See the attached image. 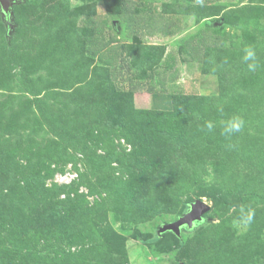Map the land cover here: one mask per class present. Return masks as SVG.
<instances>
[{
    "label": "rangeland",
    "instance_id": "obj_1",
    "mask_svg": "<svg viewBox=\"0 0 264 264\" xmlns=\"http://www.w3.org/2000/svg\"><path fill=\"white\" fill-rule=\"evenodd\" d=\"M140 2L120 16V0H16L10 21L0 6V165L15 177L0 187V264H264V0ZM106 20L105 40L129 49L120 89L85 46ZM205 33L224 40L190 60ZM162 72L168 93H129L130 74L162 90ZM174 99L189 134L161 156L145 113ZM233 117L244 128L226 137ZM197 200L210 209L182 248L173 232L153 242Z\"/></svg>",
    "mask_w": 264,
    "mask_h": 264
},
{
    "label": "trees",
    "instance_id": "obj_2",
    "mask_svg": "<svg viewBox=\"0 0 264 264\" xmlns=\"http://www.w3.org/2000/svg\"><path fill=\"white\" fill-rule=\"evenodd\" d=\"M131 1H133V0H120V4H121L120 16L121 15L125 16V14H127L128 10H130V5L132 4ZM137 3H138V5L139 4L142 5V2H140V0H137ZM137 3H136V5H137ZM136 5H135V7H137ZM148 11L151 12L150 9ZM91 16H96V15L93 14ZM99 20H101V19H99ZM123 20L129 22L126 19H123ZM87 23H88V21H87ZM113 26L114 25H112V23H110L109 20L104 21L103 26L100 24L97 25V23H94V24L88 23V30H90L92 32V34H89L86 36L85 46H86L88 52L91 53V55L97 57L101 62H103V64L106 66L105 67L106 70H103V71L107 72V75L109 77L111 84L115 88L117 87L116 89H120V86H119L120 82L118 81L117 75L123 74V71H124L123 63H125L127 65V63H128L127 58H128V56H130V54H129V49H125L123 46L114 45V43L116 42V38L114 36H112V34L110 35L111 37H110L109 41L105 40L106 33H107L106 30H109L110 33H112V31H113L112 27ZM135 28H136V26H135ZM178 31H175V33ZM133 32H136L137 34H141L142 36H148V37L159 34V33L152 34L149 31H146L145 29H142V30L141 29H134ZM201 40H203V47H201L203 49V57L197 58V56L191 50V51H188L189 52L188 55L190 56L189 57L190 60H194L196 62L205 61V55H206L207 49H213V48L215 49V48L219 47L222 44L224 39H223V37H221L215 33H212V34L211 33H205ZM201 44H202V41H201ZM117 47H119L120 52L114 51V53L110 56L109 59L104 58L105 57L104 54H105V52H107V49L116 50ZM118 65L120 68H118ZM161 75H162L161 85H162L163 89L157 90L154 85H152V86L149 85L150 81L149 82L148 81L142 82V80L140 79V77L137 74H134V73L130 74V77L126 78V80L129 83V93H131L133 95H135L136 93H137V95H138V93L142 94L144 92H147L150 95L168 93V89L166 86L169 82V79L165 75L164 72H162ZM147 84L149 86L146 89L145 85H147ZM172 103H173V107L171 110L172 112H170L166 115L155 114L152 112L150 113L149 111H146V113H145L144 121L146 120L147 126H151L155 130H159V136L162 139V140L149 139V141L145 144H147V147H149L148 149H150V151L155 150L156 153L160 154L161 156H167V155L170 156L171 154H175V153L177 155L178 154L177 144H179L183 138L188 137L187 135L189 134L188 129H184V128L180 129V127L177 125L179 122L178 118L180 115H182V113H181L180 106H177L178 104H177V101L175 99H174V101H172ZM180 117H182V116H180ZM164 125L167 126V128L163 129ZM139 135H142V132H139ZM145 137H147V135L145 132H143V136H141L140 141ZM160 143L164 144L166 147L156 148V146L159 145ZM14 179H15V177L11 173V169L8 166L0 165V187L11 186L14 183ZM215 195L216 194L212 193L210 195V197H214ZM161 237L162 236H160V234H157L156 237L154 238L153 242L154 243L157 242ZM176 237H177V239H179V248L177 249V250H179L180 248H182L183 242H182L181 237H179L177 235H176Z\"/></svg>",
    "mask_w": 264,
    "mask_h": 264
},
{
    "label": "water",
    "instance_id": "obj_3",
    "mask_svg": "<svg viewBox=\"0 0 264 264\" xmlns=\"http://www.w3.org/2000/svg\"><path fill=\"white\" fill-rule=\"evenodd\" d=\"M16 0H0V6L3 12V15L6 17L7 21H10L12 14V4ZM210 206L202 200H197L196 202L190 205L189 211L185 216L179 218L176 222L169 223L162 226L158 233L161 235L165 232H173L177 236H181V228L187 226L192 228L196 222H199L203 219V215L208 212Z\"/></svg>",
    "mask_w": 264,
    "mask_h": 264
},
{
    "label": "clouds",
    "instance_id": "obj_4",
    "mask_svg": "<svg viewBox=\"0 0 264 264\" xmlns=\"http://www.w3.org/2000/svg\"><path fill=\"white\" fill-rule=\"evenodd\" d=\"M245 54L243 57V60L245 62L252 61L251 63L247 64L248 71L254 72L256 71L258 65L255 63L256 60V52L253 48L248 47L245 48L244 50ZM244 120L240 117H233L223 123V129H222V134L225 135L226 137H231L239 132L242 131L244 128ZM216 125L212 121H207L204 125V129L207 130V132L211 133L214 131ZM252 219L251 214H249L246 219L245 223H250Z\"/></svg>",
    "mask_w": 264,
    "mask_h": 264
}]
</instances>
